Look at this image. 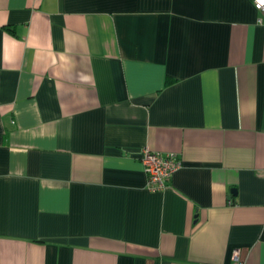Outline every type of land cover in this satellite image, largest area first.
Returning <instances> with one entry per match:
<instances>
[{"label":"crops","instance_id":"0c3cea01","mask_svg":"<svg viewBox=\"0 0 264 264\" xmlns=\"http://www.w3.org/2000/svg\"><path fill=\"white\" fill-rule=\"evenodd\" d=\"M0 264H264L253 0H0Z\"/></svg>","mask_w":264,"mask_h":264},{"label":"built area","instance_id":"2783aa9c","mask_svg":"<svg viewBox=\"0 0 264 264\" xmlns=\"http://www.w3.org/2000/svg\"><path fill=\"white\" fill-rule=\"evenodd\" d=\"M253 3L258 11L264 12V0H253ZM140 161L147 178V189L151 192L165 190L173 174L181 168V161L176 154H162L147 148L142 150ZM229 204L232 202L229 201ZM233 259L239 263L238 251H234Z\"/></svg>","mask_w":264,"mask_h":264}]
</instances>
